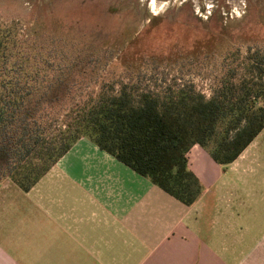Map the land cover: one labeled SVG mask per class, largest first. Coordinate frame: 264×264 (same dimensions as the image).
Returning <instances> with one entry per match:
<instances>
[{"label":"trees","instance_id":"obj_1","mask_svg":"<svg viewBox=\"0 0 264 264\" xmlns=\"http://www.w3.org/2000/svg\"><path fill=\"white\" fill-rule=\"evenodd\" d=\"M44 47L0 20V178L23 191L85 138L190 205L202 192L190 148L227 165L264 127V43L225 52L208 95L192 82L132 77L79 92L77 61Z\"/></svg>","mask_w":264,"mask_h":264},{"label":"crops","instance_id":"obj_2","mask_svg":"<svg viewBox=\"0 0 264 264\" xmlns=\"http://www.w3.org/2000/svg\"><path fill=\"white\" fill-rule=\"evenodd\" d=\"M253 142L222 166L193 145L185 205L81 138L27 191L0 178V264H264Z\"/></svg>","mask_w":264,"mask_h":264},{"label":"rangeland","instance_id":"obj_3","mask_svg":"<svg viewBox=\"0 0 264 264\" xmlns=\"http://www.w3.org/2000/svg\"><path fill=\"white\" fill-rule=\"evenodd\" d=\"M0 20L56 60L77 61L79 92L132 77L192 82L208 95L225 52L264 43V0H0ZM253 140L264 174V127Z\"/></svg>","mask_w":264,"mask_h":264}]
</instances>
